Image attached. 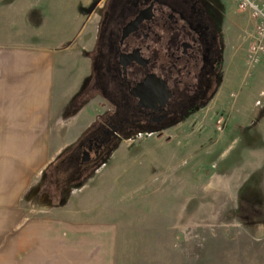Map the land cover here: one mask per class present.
I'll list each match as a JSON object with an SVG mask.
<instances>
[{
	"label": "rangeland",
	"instance_id": "obj_1",
	"mask_svg": "<svg viewBox=\"0 0 264 264\" xmlns=\"http://www.w3.org/2000/svg\"><path fill=\"white\" fill-rule=\"evenodd\" d=\"M105 3L0 0V47L47 48L64 73L70 63H57L75 54L87 74L52 124L29 127L36 141H0V264H264V52L247 59L249 11L209 0L225 49L204 108L80 167L83 128L103 103L75 99Z\"/></svg>",
	"mask_w": 264,
	"mask_h": 264
},
{
	"label": "flooded vegetation",
	"instance_id": "obj_2",
	"mask_svg": "<svg viewBox=\"0 0 264 264\" xmlns=\"http://www.w3.org/2000/svg\"><path fill=\"white\" fill-rule=\"evenodd\" d=\"M225 39L209 0H106L91 56L103 103L78 146V165L120 137L181 123L220 84Z\"/></svg>",
	"mask_w": 264,
	"mask_h": 264
},
{
	"label": "crops",
	"instance_id": "obj_3",
	"mask_svg": "<svg viewBox=\"0 0 264 264\" xmlns=\"http://www.w3.org/2000/svg\"><path fill=\"white\" fill-rule=\"evenodd\" d=\"M231 43L236 44V41L230 39ZM52 57V51L42 46L0 47V126L6 127L5 130L0 129V136L6 137L0 138V141H36L31 134L33 129L29 127L39 126L42 130L52 124L55 103L66 101L79 90L84 75H87L83 59L73 54L66 55L63 62L56 60V63L59 62L57 65L70 63L69 72L64 73L55 69ZM88 66L90 75L84 88L92 95L90 60ZM95 117L96 114L87 122L84 132ZM78 120L81 125L83 118ZM43 131V136L37 140H46Z\"/></svg>",
	"mask_w": 264,
	"mask_h": 264
},
{
	"label": "built area",
	"instance_id": "obj_4",
	"mask_svg": "<svg viewBox=\"0 0 264 264\" xmlns=\"http://www.w3.org/2000/svg\"><path fill=\"white\" fill-rule=\"evenodd\" d=\"M239 8L248 10L255 21L253 38L247 49V59L254 62L264 52V1L232 0Z\"/></svg>",
	"mask_w": 264,
	"mask_h": 264
},
{
	"label": "trees",
	"instance_id": "obj_5",
	"mask_svg": "<svg viewBox=\"0 0 264 264\" xmlns=\"http://www.w3.org/2000/svg\"><path fill=\"white\" fill-rule=\"evenodd\" d=\"M90 94L89 93H87V89L86 88H84L82 91H81V93L76 97V99H75V101L77 102V101H81L82 100V98L84 99L85 97H87V96H89ZM55 169H57V168H55ZM58 172V171H57ZM56 177H57V175H55ZM58 178V177H57Z\"/></svg>",
	"mask_w": 264,
	"mask_h": 264
}]
</instances>
